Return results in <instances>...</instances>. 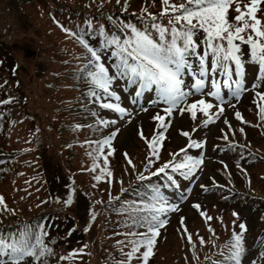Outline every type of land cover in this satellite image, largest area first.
<instances>
[{
  "label": "snow or ice",
  "instance_id": "6c2138e0",
  "mask_svg": "<svg viewBox=\"0 0 264 264\" xmlns=\"http://www.w3.org/2000/svg\"><path fill=\"white\" fill-rule=\"evenodd\" d=\"M120 2L121 0H117L118 4ZM127 3L128 0H124L125 6L122 10H127ZM262 3L264 0H247V3H243V0H181L178 4L172 3L171 0H161L158 15L150 13L147 7L142 9L140 16L142 26L130 22L118 23L119 34H116L107 32L101 25L98 32L102 38L100 49L93 47L84 36L72 33L87 53L85 62L78 70L80 78L87 85L86 95L92 103L115 112L123 119L130 113L120 103L121 96L114 90L115 82L123 80L127 86H135L137 100L146 91L154 90L156 99L151 103L153 105L163 103L164 114L157 113L152 117L158 123L151 139L144 135L142 129L138 134L145 141L149 156L159 159V151L166 139L165 132L171 126L170 118L174 111L178 110L181 115L189 113L193 121L197 119L198 112L202 113L205 119L201 123L207 126L214 123L225 111L226 96L222 89L227 90L228 97L237 100L240 94L247 90L244 83L246 56L248 61L257 66L259 78L264 80V22L258 18ZM233 6L236 15L230 18V9ZM163 17H167V24L161 22ZM87 23L91 28V21ZM198 34H202V40L198 39ZM243 47L248 48L247 54L243 52ZM105 52H108L111 59L110 65L104 62ZM186 75L192 80L190 84L186 83ZM194 94H199L200 99L188 103V97ZM205 97H212L218 103L213 104ZM256 97L254 103L257 105L259 118L264 120V92H257ZM13 100L14 98L9 97L0 100V104L7 105ZM213 108L216 109L215 112L211 111ZM91 114L97 119L95 125L88 127H96L97 131L100 130V126L109 127L117 123L115 119L99 118L95 111ZM235 118L247 123L239 111L235 112ZM224 123L231 131L229 121L225 119ZM81 127L74 126L76 130ZM118 131L119 129H116L101 139L84 142L90 148L87 155L92 160L90 168L85 170L94 173L98 171L93 177L97 182L113 176L109 157L115 154L113 140ZM240 131L243 133L244 129L241 128ZM181 135L188 138L187 145L171 154L173 159L156 168L150 173L151 176L162 174L170 183H175L172 173L192 177L201 168L204 163L203 157L189 155V149H202L205 142L192 139L188 131H182ZM223 139L228 141L227 133ZM227 147L233 145L229 143ZM124 155L127 163L135 168L129 155L127 153ZM177 157L182 158L177 160ZM153 163L154 160L149 158L148 165ZM148 179L149 177L144 174L137 176L139 181ZM107 182L112 181L108 179ZM201 187L205 188L204 185ZM75 191V188H71L70 194L63 200L65 206L73 204ZM127 191L129 189H121V192ZM135 195V199L125 200L120 203L118 209H114L124 216L123 226L129 229L127 232L118 233L125 237L124 240L117 241V247L125 259L117 261L116 264H132L134 260L139 261V264H149L161 238V229L169 223L168 214L179 210L176 204L169 202L159 186L148 185L145 191H138ZM113 201L120 202L121 197L110 195L109 204ZM192 207L199 211L205 223L214 219L206 211L201 210L200 204H193ZM0 211H9L13 214L15 212L8 207L2 195ZM233 216L239 218L236 212H233ZM95 218L96 213L90 212L91 221ZM217 219L222 221V217ZM236 219L233 220L234 227L229 241L218 253L220 259L212 260L211 257H205L209 264H242L246 251L247 225L240 222L237 232ZM180 225L183 230L182 238H186L194 250L196 244L193 241V234L189 232L184 217H181ZM90 226L89 224L85 227L84 231H88ZM37 228L41 229L39 236L30 226L20 228L16 232L4 233L0 230V264H25L28 259L47 264V257L54 255V252L43 239L47 236V232L43 231L44 226L38 225ZM208 230L215 236V230L210 225ZM199 243L201 245L205 243L202 236L199 237ZM261 243L264 244V239ZM86 247L87 245L84 246ZM84 248L73 249L60 259L71 261L83 253ZM125 248L129 250L125 252ZM261 255L264 257V253Z\"/></svg>",
  "mask_w": 264,
  "mask_h": 264
},
{
  "label": "rangeland",
  "instance_id": "374dc122",
  "mask_svg": "<svg viewBox=\"0 0 264 264\" xmlns=\"http://www.w3.org/2000/svg\"><path fill=\"white\" fill-rule=\"evenodd\" d=\"M85 1L87 4L96 6L99 0ZM176 1L178 3L181 2V0H171L172 3H176ZM7 4H9V0H0V29L7 26L9 17L13 20L16 32L22 33L19 37H14L10 41L11 43H19L18 45L21 46L18 47L16 45L11 60L15 64V72L23 83L21 90L24 89L28 96L25 100L27 102L25 107L34 113L37 112L38 117L41 119V122L38 123L41 127V137L46 138L45 151H39L38 140L34 138V132L26 122L18 124V128L9 137L12 144L11 150L29 152V162L41 165L38 174L30 179L29 184L33 188H37L41 183L46 185L38 190L36 198L33 197V199H28V201L24 202L16 214L23 218L33 216L38 210L43 209L48 204L46 201L43 202L45 198H51L54 205L60 206L70 194L71 188H75L72 205L76 204L78 207H74L73 212L68 209L64 212L73 216L83 230L89 224L91 226L88 231H85V240L76 242L73 249H80L81 244L84 247V244L87 243L91 244L92 255H98L101 252V250L97 249L100 245L99 235L96 227L91 223L86 207L91 208V211L96 213L109 200L110 195L112 197L119 195L121 189L133 178L134 171L136 172L135 174L140 173L148 165L149 158L155 160L154 157L149 156V149L138 133L142 129L144 135L151 139L157 128L154 125L158 123L152 117L157 113L163 115L162 109L165 105H160L157 109H154L149 102L148 104L146 102L140 108L134 107L132 96L125 91V84L118 81L115 82L114 90L121 96L120 103L128 109L130 115L120 119L115 112L102 109L96 104L95 108L99 118L105 119L107 118L105 114H108L111 120H117V123L109 126L108 129L104 127V135H109L116 129H119V131L113 140V147L116 149L115 154L109 157L113 176L103 181H95L93 177L98 174V171L94 173L85 170L89 169L92 163L91 158L83 153L85 152L83 145L85 137L76 138L72 149L65 144L61 145L56 151L47 140L52 137V126L58 121L55 118V109L58 103L61 102V104L68 108L71 107L69 109L73 110L76 108V103L71 101L73 93H87V85L83 80L80 81V86L76 85L77 83L74 81L76 77L75 69L80 68L85 62L86 50L83 47L78 48L76 40L69 36L67 32H62L64 23L58 24L53 18H49L51 13L44 9V5H29L22 13L11 15L5 10ZM102 5L111 8H124L125 6L124 0H121L119 4L117 0H105ZM145 7L150 13L159 14L161 0H128L127 3V9L134 12H141ZM258 18L261 21L264 20V5H261ZM83 19L82 16H72L70 22L75 23ZM68 26L71 27L70 24ZM42 33H49L50 36L47 41L42 43L40 49L36 48V43L26 38L27 36L34 37ZM24 47L36 48L38 54L35 58L25 56L22 49ZM76 50L79 52L78 57H76ZM252 68L253 66H251L250 70ZM246 74L247 82L250 81L251 74L247 71ZM69 76L71 77L69 78ZM186 77L187 84H190L192 82L191 78L187 75ZM253 85L257 86L253 87ZM245 88L247 90L240 94L238 100L232 97L226 98L223 115L207 126L202 125L201 121L205 117L199 112L195 121L191 119L189 113L185 112L181 115L178 110L174 111L173 116L170 118L171 126L165 132L166 139L163 141L159 156L170 157L172 156L171 154L185 147L188 143V138L182 136L181 132L188 131L192 139L205 142L202 149H189V155L202 156L204 163L191 178L190 186H194V193L187 201L183 200L181 203H173L178 206L179 210L169 213L168 219L177 213L178 215L186 213L187 216L179 215L161 232V238L155 249V264H197L202 258L203 261H206L205 257H209L207 254L212 252V255H214L220 243L225 245L229 241L234 227L233 220L236 218L228 208L219 206L217 202H212L213 200L209 202L210 195L201 191L202 184L221 183L235 189L246 190L254 195L264 196V159L260 158L261 160L255 162L251 169L248 170L242 168L245 162L238 160L235 154L225 155L226 148H228L227 145L233 141L242 144L246 148L255 150L264 157V126L261 128V135L258 136L256 130L244 126L240 120L235 118L236 111L245 116L252 114L249 110H245L244 107L248 106L250 98L256 96L257 92H264V80L260 79V82L251 80L250 83H246ZM205 98L212 103H218L212 97ZM198 99H200L199 94L192 95L188 97L187 102L191 103ZM229 104L233 106H229ZM142 108L147 110L142 111ZM211 111L215 112L216 109L214 108ZM225 119L229 121L231 131L228 125L224 123ZM263 121L259 116L251 119V123L255 125ZM241 128L244 129L243 133L240 131ZM193 129L196 130L193 131ZM225 133L228 134V141L223 139ZM100 136L96 135L94 138L97 139ZM53 139L57 140L55 136ZM25 149L30 150L25 151ZM125 153L132 159L135 168L127 163ZM136 154L138 157H135ZM22 157H24L23 154H21L20 158ZM30 176L31 172L21 174L19 181L24 182ZM207 176L209 179L205 182L204 178ZM108 179H111L112 182L108 183ZM47 188L55 196L47 193ZM200 199L207 200L202 201L205 204H200L201 210L206 211L208 215L214 218L208 223H205V219L201 217L199 211L192 207L193 204L199 203ZM11 204L17 205V203L9 201L8 205ZM244 213L249 218L238 215L239 218L236 219L235 230L239 232V223L244 222L247 225L245 239L249 241L250 237L255 235L260 229L261 223L259 218L251 216L249 209H245ZM181 217L185 218V224L189 232L193 234V241L196 244L194 250L186 238H182ZM218 217H222V221L217 219ZM246 219H249L248 221L250 222L248 223ZM209 225L215 230V236L209 232ZM178 229L181 230L178 231ZM200 236L205 240L203 245L199 243ZM70 250V248L64 250L62 247V254H58L56 260L49 264H70L71 261L60 259L61 256L67 255ZM121 255L112 257L115 260H121L123 259ZM153 260L154 257L150 259L149 264H153ZM254 261L256 264H264V257L260 254L255 258V253H252L245 258L242 264H253ZM94 263V261L91 262V264ZM25 264H34V260L28 259ZM73 264H79L78 260H74ZM132 264H139V261L134 260Z\"/></svg>",
  "mask_w": 264,
  "mask_h": 264
},
{
  "label": "trees",
  "instance_id": "16d2710c",
  "mask_svg": "<svg viewBox=\"0 0 264 264\" xmlns=\"http://www.w3.org/2000/svg\"><path fill=\"white\" fill-rule=\"evenodd\" d=\"M34 2L35 0H9V4L5 6V10L11 15H16L19 12L22 13V11H25V9L28 8L29 5L34 4ZM100 6H101L100 1H98L97 6L93 7L92 5L87 4L85 0H73V1L70 0L69 2L67 1L63 5V7L59 9V11L68 13L67 21L68 20L70 21V18L72 16H82L84 18L82 21L75 22V24L72 25V31H73L72 33H75V31L82 32L84 30H88V31H92L93 33L95 32V34L98 35L100 26L91 24V28H90L89 24L87 23L88 22L87 19L91 18V16L95 14L94 13L95 10L97 9L98 11L99 8L101 10L99 12V17H102L103 20L105 21L104 28L109 33L119 34L117 30V26L111 23L109 16L118 14L116 18L118 22L120 20V17H123L126 20L133 19L132 14H127L126 11L122 10V8H118L115 11L114 10L112 11L109 8H103ZM135 13L140 19L141 15L137 14V12ZM235 15L236 12L235 9L233 8L230 11V18L234 17ZM8 20L9 22L7 26H4L0 29V39L6 42H9L10 39H13L14 37H19V35L22 34L16 32L15 26L13 24V20L10 19L9 17ZM64 21L66 22L65 19ZM98 37L100 38L101 41L100 45L95 41H94L95 43L91 40H89V42L92 44L93 47L100 49L102 44V38L99 35ZM43 40H46L45 36L43 38L40 37L35 41L39 45H41V41ZM107 56L109 57V54ZM107 56L106 59H108ZM11 58H12V54L9 51L5 50L0 45V100L6 99L5 98L6 96H12L14 97V99H16L15 103L12 102L7 105L0 104V195H2L5 198L7 205L9 201L17 203L16 206H14L13 204L8 205L10 209L15 210L14 214L13 212H9V211H0V230H2L4 233L16 232L20 228H23L25 226H30L33 232L37 236H39L41 229L37 228V226L43 225L44 226L43 231L47 232V236H44L43 239L45 243H47L49 247L53 249L54 252V255L47 257V264H49L53 260H56L58 254H62V247L64 250L70 248L71 249L70 252H71L76 242H83L85 240V232L82 228H80V226L75 221L73 216L64 212L66 209L73 212L74 211L73 208L78 207L76 204L71 206H65L62 203L60 206H58L53 204V200L51 198H45L43 199V202L46 201V203L48 204H46V206H44L43 209L38 210L33 216L23 218L19 214H16L20 206L23 205L24 202L28 201V199L30 200L33 199V197L36 198L38 190H40L43 186L46 185L44 183H41L37 188H33L32 185L29 184L30 179L32 177H36V175L38 174L39 164L37 163L34 166L32 163L29 162L28 160L29 152L19 151L16 149L11 150L10 147L12 146V144L9 140V137L16 129L17 120L26 117L27 119H29L30 125L34 132V138L38 140V144H37L38 149L42 148V146L45 144V138L41 137L40 124L34 123L33 116L27 113L28 110L25 107L27 103L25 100L27 98L24 100V93L20 88V84H18L16 80H12V82L9 83L8 75L12 72L11 62H13ZM245 58H246L245 59L246 63H248L247 56ZM70 77L71 76H69V78ZM76 78L77 76L75 77V79ZM9 90L12 91V94L9 93ZM75 99L77 100L76 104L80 106H84L86 105V102H88L87 101L88 96L86 95V93H81L79 98H75ZM69 108L67 107L62 109L55 116L58 119V121L54 126H52L53 128L52 137L55 136L62 145L65 144H67L68 146L70 145L69 148L72 149L74 147L73 142L75 141L73 117L76 112L74 111V109L72 110ZM87 113H89L90 116L92 115L90 105H88ZM33 114L34 117L39 118L37 112ZM247 127L256 130L253 127L250 126ZM37 129H39L38 132ZM256 131L258 136H260L261 132L259 130ZM249 149L248 148L241 149V152L243 153V157L240 159L241 161L244 160L245 162L242 168H246L248 170L251 169V167L255 164V162L264 159L262 154L256 152L251 148ZM83 153L87 155V153L85 152ZM21 154H23L24 157L20 158ZM29 172H31V176L29 178H26L24 182H20L19 179L21 177V174H25ZM148 177H149L148 180L138 181L135 184L134 181L136 177H133L123 187L125 189H129V191L125 192L126 194L121 195V201L127 198H131L130 200L135 199L136 198L135 193L138 191L141 192L145 191L148 185H156L161 187V190L164 192L167 198H168V192H173V191L175 192L178 191L180 188L179 183L175 178H174L175 183H170L162 174L157 176L149 175ZM134 189L137 191L134 192L135 191ZM214 191L217 193L219 189L215 188ZM46 192L50 193L52 196H55V194H52L48 188ZM128 192H133V193L127 194ZM241 205L248 206L250 208L251 216H254L256 218H258L257 216H264V196L248 193L246 195H243V198L241 199ZM111 206L116 207L118 209V202L115 201ZM111 206L110 204L107 203L105 208L108 209L111 208ZM86 211L90 218V212H92L91 208L89 209L86 207ZM113 214L117 215L116 212H114ZM104 221L108 227L118 230V233L121 232L123 227L121 221L117 219H113L111 221L112 226H110V222H108L107 217H105ZM263 222H264V218H263ZM91 223L92 225H95L96 219L94 221H91ZM118 233L116 234L118 235V238L112 240V242H109L108 248L101 249V252L98 253V255L97 254L92 255L91 253L92 249L90 248L91 245L85 243L84 245H87L85 249L83 247V244H81L80 248H84V252L79 254L73 260H71L70 264H73L74 260L75 261L78 260L79 264H91L92 261L95 262L94 264H116V262L120 260L118 259L115 260L112 256L121 255V252L117 247V241L125 239L124 236H121ZM105 238L106 239L109 238V235H107ZM257 238L259 239L256 241V245H261L262 244L261 239H264V224L262 231ZM124 250L126 252L129 249L125 248ZM221 250L222 248L218 249L215 252V254L212 257V260L220 259L218 253ZM121 257L125 259L123 255H121ZM37 264H40V262H37ZM153 264H155V256H154ZM201 264H209V261L206 260Z\"/></svg>",
  "mask_w": 264,
  "mask_h": 264
},
{
  "label": "water",
  "instance_id": "95a60500",
  "mask_svg": "<svg viewBox=\"0 0 264 264\" xmlns=\"http://www.w3.org/2000/svg\"><path fill=\"white\" fill-rule=\"evenodd\" d=\"M25 53H26L27 56H32L35 52L32 51V50L29 49V48H26V49H25Z\"/></svg>",
  "mask_w": 264,
  "mask_h": 264
}]
</instances>
